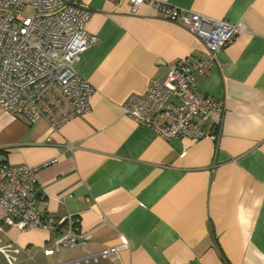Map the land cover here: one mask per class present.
Instances as JSON below:
<instances>
[{
    "label": "crops",
    "instance_id": "1",
    "mask_svg": "<svg viewBox=\"0 0 264 264\" xmlns=\"http://www.w3.org/2000/svg\"><path fill=\"white\" fill-rule=\"evenodd\" d=\"M77 1L92 11L87 32L97 37L77 65L95 88L91 109L54 128L0 104V164L40 166L31 197L42 214L76 216L91 238L46 255L65 227L21 231L0 209V264H62L105 248L82 264H264V0H158L251 30L196 75L198 92L225 104L209 115L217 138L200 140H168L123 104L164 81L170 64L206 58L202 41L156 0L137 13L128 0Z\"/></svg>",
    "mask_w": 264,
    "mask_h": 264
},
{
    "label": "built area",
    "instance_id": "2",
    "mask_svg": "<svg viewBox=\"0 0 264 264\" xmlns=\"http://www.w3.org/2000/svg\"><path fill=\"white\" fill-rule=\"evenodd\" d=\"M146 1L128 0L133 13ZM156 3L168 20L179 22L202 41L208 56L181 58L170 64L164 81L154 80L145 92L127 97L124 113L168 140L215 139L220 123L209 124V115L212 111L222 112L225 104L200 94L195 78L209 71L221 49L251 30L243 20L231 23L163 5L158 0ZM91 17L92 11L77 0H0V104L4 110L26 117L31 123L45 118L54 128L90 111L95 88L80 75L77 65L97 42V37L87 32ZM159 116H163L162 122ZM40 168L0 164V209L5 212V223L21 231L65 227L54 245L45 250L46 255L83 248L91 236L78 230L76 216H44L31 197ZM124 244H128L126 239ZM112 250L105 248L61 263L99 260Z\"/></svg>",
    "mask_w": 264,
    "mask_h": 264
},
{
    "label": "rangeland",
    "instance_id": "3",
    "mask_svg": "<svg viewBox=\"0 0 264 264\" xmlns=\"http://www.w3.org/2000/svg\"><path fill=\"white\" fill-rule=\"evenodd\" d=\"M93 260V259H92ZM94 261V260H93ZM84 263V261L81 262V264Z\"/></svg>",
    "mask_w": 264,
    "mask_h": 264
}]
</instances>
